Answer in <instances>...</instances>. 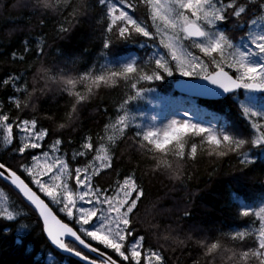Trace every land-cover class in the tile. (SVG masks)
Returning a JSON list of instances; mask_svg holds the SVG:
<instances>
[{"label":"snow or ice","instance_id":"obj_1","mask_svg":"<svg viewBox=\"0 0 264 264\" xmlns=\"http://www.w3.org/2000/svg\"><path fill=\"white\" fill-rule=\"evenodd\" d=\"M96 3L104 10L106 31L110 34L103 40L104 49L110 48L112 36L123 40L141 36L146 38L145 42L160 36V44L166 52H153L143 65L138 64L137 60L121 62L119 67L105 65L99 74L86 71L82 75L57 77L50 75V70L41 65L32 78L31 90L23 74L4 79L2 83L10 84L15 93H22L23 99L19 95L9 97L8 102L14 107L15 114L0 102V143L19 154L16 167L0 161V180L13 186L27 201L38 220L42 221L41 231L48 240L56 248L79 257L84 264H142V261L143 264H165L159 250L145 249V237L135 235L136 210L143 195V186L137 182L135 172L122 179L117 178L107 186L95 182L94 178L101 173L107 174V170H114L117 140L123 139L126 129L135 122V117L127 110L128 102L138 99L150 89L142 86L141 82L159 81L165 75L170 77L178 73L182 77L206 82L200 83L202 87L198 91L205 96L215 97L240 88L264 91V0H96ZM250 5H258V9L247 21L249 31L246 33V42L237 45L230 34L219 31L218 26L230 18L234 26L244 25ZM141 6L151 19V27L155 28V32L149 30V25L143 19L129 14L128 9L135 12ZM54 7L55 12L65 9L69 10L70 15L79 16L90 5L86 0L72 4L68 0H56ZM60 31L66 32L68 29L62 27ZM189 39L191 47L198 49L207 60L188 51L183 41ZM42 44L43 41L37 45L41 55L44 52ZM13 56L15 58V54ZM19 59L23 60L24 57L20 56ZM226 68L231 72L226 71ZM118 79H122L134 91V95H128L123 100L119 106L123 114L105 126L104 134L97 137L96 143L89 135L78 149L72 151L73 161L87 158L81 166L73 167L66 159L68 153L62 152V139L53 137L45 145L49 129L41 125L36 116L24 118L21 115L30 104L35 112L32 101L37 98V93L46 91L48 82L56 80L74 102H71V110L65 113V122L59 123L52 131L67 129L77 118V106L88 99L94 88L102 84L115 85ZM40 80L45 82V86L38 88ZM77 84H83V93L75 90ZM201 112L195 106L183 108V118L170 120L162 129L137 131L135 139L138 148L153 154L157 169L163 166L168 173L179 172L182 175L185 157L195 159L197 153L195 142L191 143L186 153L185 135L188 134L199 137L202 144H207L210 156L223 158L232 154L239 159L241 167L252 164L249 149L264 145V111L242 105V114L252 130L246 138L216 125L196 122L193 113ZM135 127L140 129L138 124ZM165 141H170V144L174 142L172 154L175 159L172 161L164 158L168 149L158 148ZM37 149L45 150L40 154L31 152ZM28 155L31 157L30 162H23ZM29 184L47 197L49 203ZM50 204L68 222L58 218ZM240 204L243 205V201ZM19 214L7 206L0 207V217L8 221L15 220ZM184 215H188L187 210ZM242 215L259 217L258 234L236 231L232 239L241 241L243 245L246 236H254V246H241L239 250L226 249L221 238H216L215 242H208L207 238L200 239L197 243L206 257L225 256V253L230 252L231 255L227 256L229 261L248 264L251 259L255 264H264V205L259 206L258 211L251 212L248 207H244ZM168 238L164 237L166 240ZM91 241L110 249L120 259H114L111 254L93 246ZM177 243L182 245L184 241ZM88 253H94L95 256Z\"/></svg>","mask_w":264,"mask_h":264},{"label":"trees","instance_id":"obj_2","mask_svg":"<svg viewBox=\"0 0 264 264\" xmlns=\"http://www.w3.org/2000/svg\"><path fill=\"white\" fill-rule=\"evenodd\" d=\"M78 2L79 0H70V4ZM86 2L90 5L87 11L82 15L72 16L65 9L55 13L42 11L35 0H0V102L6 109L11 108L13 114L15 109L9 104V97L19 95L23 99V94L15 93L10 84L2 83L9 76L23 74L31 90L32 78L41 65L50 70V75L57 77L82 75L86 71L99 74L105 65L119 67L132 54L136 55L140 65L153 54L154 50L148 44L158 45V42L155 39L145 42L146 38L141 36L129 40L112 36L110 48L104 49L103 40L110 35L106 31L104 10L96 0ZM257 9L251 10L249 17L245 16L244 25ZM128 10L134 18L143 19L149 25V30L154 32L151 19L142 6L135 12ZM62 27L68 31L61 32ZM245 27L248 28V25ZM223 28L232 40L246 35L242 25L234 26L231 18L223 23ZM41 41L44 48L42 55L37 49ZM193 50L203 57L198 49ZM20 56L24 59L20 60ZM178 79L181 78L174 73L170 77L165 75L159 81L141 82V85L156 89L163 95L179 97L173 88ZM44 86L43 80L37 84L38 88ZM75 90L83 93V84H77ZM244 94L245 91L240 90L220 101H194L199 109L208 111L206 120L212 122V125L246 138L252 130L242 114L240 103L245 98ZM128 95H134V91L122 79H118L115 85L102 84L99 88H94L88 99L77 106V118L71 127L52 131L59 123L65 122V113L71 110V102L74 100L59 85L50 81L46 91L37 93V98L32 101L35 112L30 104L21 115L24 118L34 115L41 125L49 129L50 134L45 145L53 137L62 139V152L66 151V159L73 167H77L87 158L81 157L73 161L72 151L79 148L86 136L91 135L96 143L97 137L104 134L105 126L123 114L119 106ZM258 97L264 105V94H259ZM141 103L140 97L129 101L127 110H132ZM185 104L190 105L189 102ZM135 136V129H126V136L117 140L114 170H107V174L101 173L94 179L95 182L107 186L117 178L122 179L135 172L137 182L143 186V195L138 201L134 229L135 235L145 237V249L159 250L165 264H223L220 256L206 257L197 241L207 238L208 242H215L216 238H221L224 248L237 250L241 246H254V236H246L243 245L241 241L233 240L232 236L236 231L258 234L259 217L244 216L242 211L244 207H248L250 212L258 211L259 206L264 203V145L252 146L249 149V158L253 163L241 167L239 159L234 155L223 158L210 156L207 144H202L199 137L186 134V153L193 142L197 144V153L195 159L185 157L182 179L177 181L170 178L163 166L156 168L153 154L140 150ZM170 143L158 148L168 149L164 158L172 161L175 159L172 154L174 142ZM43 150L45 149L31 152L40 154ZM18 160V153L11 152L0 143V161L16 167ZM30 160L28 155L23 162L28 163ZM22 178L29 182L25 176L22 175ZM29 185L38 192L34 185ZM0 192L3 193L6 206L20 213L13 221L0 217V264H81L53 249L41 231L42 222L38 220L37 214L20 195L1 180ZM39 194L49 203L48 198L42 193ZM240 201H243V205ZM50 207L61 219L68 222L55 206L50 204ZM185 210L188 215H184ZM21 225L26 227L22 228ZM165 236L169 238L166 240ZM181 240L184 241L182 245L177 243ZM91 243L111 254L114 259H120L96 241ZM229 255L230 253H225V258Z\"/></svg>","mask_w":264,"mask_h":264},{"label":"rangeland","instance_id":"obj_3","mask_svg":"<svg viewBox=\"0 0 264 264\" xmlns=\"http://www.w3.org/2000/svg\"><path fill=\"white\" fill-rule=\"evenodd\" d=\"M129 14L131 15L130 11H129ZM246 25H242V29H245L247 33L249 31V26L247 28L245 27ZM153 29L155 32V28ZM218 30L221 32L227 33L226 29L223 28V23L218 26ZM155 40L158 42V45L155 43H149L148 45L154 50V52L158 51L161 54L165 53L166 49H164L163 46L160 44V36H157ZM245 42H246V35L244 37L242 36L238 40L233 39V43L237 45H242ZM183 44L188 49V51L192 52L194 55H197L193 50L194 48L191 47L190 39L184 40ZM203 59L207 60V57ZM129 60H137L136 55L132 54L128 56L126 61H129ZM225 70H229V69L226 68ZM177 76L180 77L181 79H194L192 77H182L178 73H177ZM244 95H245V98L240 103L241 107L242 105H244V106L252 107L254 110H257V111H264V105L260 103V98L258 97L259 95L257 93L253 91L251 92L245 91ZM140 98L142 99L141 105L128 111L132 116L135 117L134 124L131 125L129 128L132 127L133 129L136 130V132L140 130H144V129L145 130H148V129L156 130L159 128L162 129L170 120L183 118L181 115V109L183 108H189V107L195 106L196 108L199 109V107L195 104V101H194L195 99L183 97L180 95L179 97L163 95L156 89H149L147 92H144L140 96ZM186 102H189L190 105H186L185 104ZM201 110L203 114L193 113L195 121L203 122L206 125L211 126L212 122L206 120L207 119L206 115L208 114V111L206 109H201ZM137 124L140 125V129H137L135 127V125ZM169 142L170 141H165L164 143L158 145V147H163ZM262 205H264V203ZM4 206H6V203L4 200V196H2L0 197V207H4Z\"/></svg>","mask_w":264,"mask_h":264},{"label":"water","instance_id":"obj_4","mask_svg":"<svg viewBox=\"0 0 264 264\" xmlns=\"http://www.w3.org/2000/svg\"><path fill=\"white\" fill-rule=\"evenodd\" d=\"M228 71V70H226ZM200 83H206V82H203V81H200V80H196V79H178L174 82L173 84V88H174V91L180 95V96H183V97H187V98H191V99H195V100H200V101H220V100H224L226 98H228L229 96L237 93L239 90H241L242 88L240 89H237V90H234L232 92H229V93H221V95H218V96H215V97H210V96H205V95H201L198 91L199 89L202 87V85ZM209 87H211L209 85ZM248 91H253V90H248ZM257 94H260V93H264V91H253ZM3 183H5L6 185H8L9 187H11L13 189V191H15L18 195H20L18 193V191L13 187L11 186L9 183L1 180ZM30 186V185H29ZM31 187V186H30ZM34 190V189H33ZM35 191V190H34ZM38 195H40L38 192H37ZM41 196V195H40ZM20 197L23 199V201L28 205L27 201L24 200V198L20 195ZM42 199H44L42 196H41ZM45 200V199H44ZM45 202L47 203V201L45 200ZM50 206V205H49ZM54 212V210H53ZM55 213V212H54ZM56 214V213H55ZM57 215V214H56ZM58 216V215H57ZM58 218H60L58 216ZM42 222V221H41ZM45 234V233H44ZM45 237H46V234H45ZM47 238V237H46ZM48 240V239H47ZM48 242L51 244V246L53 247V249L55 251H57L58 253H60L61 255L63 256H66V257H70L72 258L73 260L81 263V264H84V261L81 260L79 257L71 254V253H68V252H65V251H62L58 248H56L49 240ZM94 246V245H93ZM87 251V250H85ZM88 255L90 256H95L94 253H88Z\"/></svg>","mask_w":264,"mask_h":264},{"label":"clouds","instance_id":"obj_5","mask_svg":"<svg viewBox=\"0 0 264 264\" xmlns=\"http://www.w3.org/2000/svg\"><path fill=\"white\" fill-rule=\"evenodd\" d=\"M68 2L70 3V0H68ZM35 3L39 7V9H41L42 11L55 13V7L54 6L56 4V0H35ZM51 82L58 85V82L56 80H52ZM46 88H47V86H46ZM168 174H169L170 178L173 180L179 181L180 179H182V175L179 172L168 173ZM230 255H231V253H230ZM220 257H221V260L223 261V264H239L238 261H229L227 258H225V256H220ZM248 264H255V261L250 259Z\"/></svg>","mask_w":264,"mask_h":264},{"label":"flooded vegetation","instance_id":"obj_6","mask_svg":"<svg viewBox=\"0 0 264 264\" xmlns=\"http://www.w3.org/2000/svg\"><path fill=\"white\" fill-rule=\"evenodd\" d=\"M257 8H258V5L250 6V7H249V9H250V10H249V13H248V15H246V17H249V16L251 15V10H254V9H257ZM244 18H245V17H244ZM228 71L231 72L230 69H229ZM242 90H243V91H248V90L243 89V88L241 89V91H242ZM239 91H240V90H239ZM248 92H251V91H248ZM260 94H264V93H260ZM258 95H259V94H258Z\"/></svg>","mask_w":264,"mask_h":264}]
</instances>
